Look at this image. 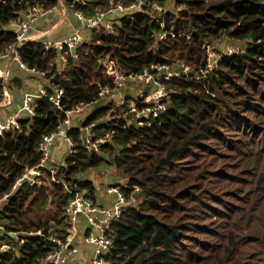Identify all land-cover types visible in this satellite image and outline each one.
Here are the masks:
<instances>
[{"label": "trees", "instance_id": "16d2710c", "mask_svg": "<svg viewBox=\"0 0 264 264\" xmlns=\"http://www.w3.org/2000/svg\"><path fill=\"white\" fill-rule=\"evenodd\" d=\"M109 1L65 0L87 16ZM147 1L163 11L153 13L150 6L117 15L116 33L89 32L78 57L68 53L64 70L61 53L41 40L18 49L30 68L46 72L49 93L64 94L59 105L37 99L35 116L22 117L0 136V199L11 194L0 211V238L11 246L0 264H43L57 247L53 223L68 230L66 207L75 192L86 190L95 201L94 182L79 175L108 164L125 177L118 186L127 198L135 188L141 196L108 228L112 264H264V0ZM58 2L0 0V57L17 42L13 23L25 11ZM224 38L245 40L246 47L211 69L205 46ZM107 63L126 75L177 65L179 75L161 78L167 109L154 118L107 102L82 127L70 129L76 147L56 174L65 184L45 170L41 184L14 190L18 178L40 163L43 137L59 131L68 111L98 102L101 88L113 85ZM182 65L192 71L183 72ZM4 89L0 77V96ZM92 123L97 137L107 136L100 154L81 144V129Z\"/></svg>", "mask_w": 264, "mask_h": 264}, {"label": "built area", "instance_id": "2783aa9c", "mask_svg": "<svg viewBox=\"0 0 264 264\" xmlns=\"http://www.w3.org/2000/svg\"><path fill=\"white\" fill-rule=\"evenodd\" d=\"M65 1L59 0L58 4L50 8L35 7L29 9L23 13L22 18L13 23L16 28L17 42L12 45L9 50L4 53L0 59L6 61H16L19 66L26 72L36 74L41 77L46 76L45 71L37 70L36 68H30L18 54V49L27 42H34L41 40L45 49L58 50L61 61V70H64L67 66V55L71 54L74 58L78 57L77 49L86 42L85 31L98 32L104 29L109 34L116 33V26L119 24L116 16L128 11L151 6V12L158 14L163 11V8L154 2L149 4L147 0H138L130 5H125L122 2H116L110 0L108 7L103 10H98L94 15L87 16L80 11H75V16L81 23V26L77 28L71 35L63 37L58 40H50L43 38L42 35L30 37V31L35 27L37 22L41 19L48 17L56 12L61 17L66 16L67 10L64 7ZM164 36H161L162 39ZM107 74L113 77L114 83L111 86L102 87L99 96L100 100L109 99L117 105H128L130 112L135 113L137 116L144 114L152 115L154 118L160 116L162 112L167 109L165 97L167 96L166 86L162 83L161 78H170L174 75H179L178 71H175L171 65H153L150 69H145L142 73L137 75H126L118 71L112 63H107ZM183 72L188 71V66H183ZM211 68L210 64L208 65ZM0 77L4 80V92L0 96V108L9 106L12 103L13 95L11 89L8 87V76L5 72L0 71ZM139 81L144 82L147 85H153L157 88L153 93L149 94L144 92L139 96H128L125 93V87L127 82ZM64 94L63 89H57L54 93H49L46 86H41L37 92H26L23 96V106L16 114L9 116L5 121L0 118V136L4 132L11 130L18 126L19 116L34 117L35 109L34 103L37 99L46 98L52 103L59 105L62 101ZM142 103L143 109H140L138 104ZM84 107V106H82ZM78 107L77 110L82 109ZM75 110L68 111V117L65 119L63 125L60 127L57 133H52L43 137V140L39 146V152L41 154L40 163L31 169H27L23 175L18 178L13 189L15 190L22 184H28L34 186L40 183L44 176L45 170H50L53 176V180L57 183H64L63 179L56 178L58 172V165H55V159L53 158V147L56 139L59 137L60 141L65 143L68 148V155L74 153L76 142L69 135V131L72 128L69 115L74 113ZM96 123L85 126L81 129L80 140L81 144L90 152L101 153V148L107 143V136H96ZM67 187V186H66ZM108 194L115 195V201L110 207H103L98 205L88 194L86 190L76 191L75 197L69 202L66 207V214L69 217V235L67 238L55 237L52 241L56 244V249L52 251L44 260L43 264H67L72 258L75 257L76 251L74 248V242L78 232V222L83 217L89 225L88 233L83 235V243L87 246L95 249L94 256L91 264H112L107 255L114 246L113 238L108 233V228L113 220L119 219L123 212L132 204L129 198L121 191L118 185L108 186L106 188ZM11 194L5 195L0 199V204H3ZM5 229L1 223L0 218V237L4 236ZM14 234V233H13ZM14 236L18 238V234ZM9 243L0 238V255L7 252L10 249Z\"/></svg>", "mask_w": 264, "mask_h": 264}, {"label": "rangeland", "instance_id": "374dc122", "mask_svg": "<svg viewBox=\"0 0 264 264\" xmlns=\"http://www.w3.org/2000/svg\"><path fill=\"white\" fill-rule=\"evenodd\" d=\"M172 6H174L173 2H170L169 8H167V9H171ZM64 7H66L67 13L69 12L68 19L60 27V29L57 32H55L54 35L49 37L50 40L60 39V38L64 37V35H67L71 31H73L75 29V27L81 26V23L78 21V19L75 16V11H72L69 8V5L66 4V2L64 4ZM56 14H58V12H56ZM58 16H60V15L58 14ZM66 16H67V14H66ZM66 16H64V17L60 16V17L65 18ZM50 22H52L51 19H48L46 22H43V24L48 27V26L52 25V24H50ZM53 23H54V20H53ZM85 36H86V38L89 36V31H85ZM205 47L207 48V51H208L209 64L211 66V69H213L218 65V62L222 57L229 56L233 53L243 51L246 47V41L245 40H236V39H231V38H224V39L216 42L213 45H206ZM173 67H174L173 69L175 71L180 70V69H177V68H179L177 65H175ZM12 69L13 70H20L17 63L13 64ZM191 71L192 70L190 68L186 72H191ZM43 78L44 77L39 76L40 80L35 79L34 81H31L34 88L38 89L41 86H44L43 85L44 84ZM23 83H24V81H23ZM17 86L20 88L19 85H17ZM126 88H128V89H126ZM156 89L157 88H155L153 86H149V85L145 84L144 82H139V81H134L132 85H126V87H125V91L130 90L136 96H139L140 94H142L144 92H148L149 94H151ZM14 90H15L14 94L16 95L18 93L17 89L14 88ZM107 102H109L108 99L99 100L96 103L86 105V106L82 107V109L77 110L74 113H72L70 115L72 127H82L84 120L89 116V114L92 113L94 110H96L102 106H105V104ZM22 106H23L22 102H16V105L14 106V108L13 107L8 108L7 110L13 111L12 114H16L18 112V110H20L22 108ZM22 117H24V114L20 115L19 119H21ZM107 119H110V117L108 116ZM58 142H60L59 137L57 138L55 145H58ZM67 156H68V148H67V145H65V147L63 149L59 150L55 154V156L53 157L55 159V162H54L55 165L60 166V162L61 163L64 162V160L66 159ZM221 162L223 163L224 161H221ZM79 177L82 179L92 180L96 186V195L102 194L104 199H106V200H112V196H113V195H109L107 193V191H105L106 188L110 184H111L110 186L118 185L121 183V180L123 181V179H125L124 176H121L119 171L117 172L115 166L112 164L102 165L98 168L89 169L86 172L80 174ZM41 182H42V180L40 181L39 184H41ZM140 200H141L140 189L135 188L131 194L130 201L132 202V204L138 205ZM108 205L109 204H106V206H108ZM2 208H3V204H0V211ZM64 225L65 224H59L58 225V224L53 223V230L54 231L58 230L57 236H59L62 239L67 238V236L69 235V227H67L68 230L66 231L67 232L66 233L65 231H63V229H66V227H64ZM203 238L207 239L208 237L204 236ZM16 239H18V238L16 237ZM86 252L88 255H91V253H92V251L89 247H86ZM91 261H92V259L91 260H85V264H91ZM75 264H77V262H75Z\"/></svg>", "mask_w": 264, "mask_h": 264}, {"label": "crops", "instance_id": "0c3cea01", "mask_svg": "<svg viewBox=\"0 0 264 264\" xmlns=\"http://www.w3.org/2000/svg\"><path fill=\"white\" fill-rule=\"evenodd\" d=\"M68 14H69V12L67 13V16L65 18H61L56 13H54V14L46 17V18H43L42 20L37 22L35 27L30 31L29 36L35 37V36L42 35L43 38L49 39V37L54 35L55 32H57L60 29V27L65 23V21L68 19ZM48 19H51L52 22H50V24H52V25L47 27L46 25L43 24V22H46ZM53 20H54V23H53ZM77 28H79V27H75V29H77ZM75 29L73 31H71L70 33H68L67 35H64V37L71 35L75 31ZM55 40H58V39H55ZM14 63H17V62L11 61V60L6 61L3 59H0V71H2V73L5 72L7 74L8 83L11 85L10 89H11V92L13 95L12 103L9 106L0 108V118L4 121L9 116L13 115L12 114L13 111L7 110L8 108H12V107L14 108V106L16 105V102H23V96L26 92H37V90L39 89V88L38 89L34 88V86L31 83V81H34L35 79L40 80L39 76L36 74H31V73L24 71L19 66L18 63H17V65L19 66L20 70H13L12 67H13ZM23 81H24V83H23ZM17 85H19L20 88ZM14 88L17 89V92H18L16 95L14 94V91H15ZM65 145L66 144L61 142V141L58 142V145H54L53 156H55V154L59 150L63 149L65 147ZM109 195H113V194H109ZM114 201H115V195L112 196V200L104 199L102 194L95 195V202L98 205L103 206V207L112 206ZM106 204H109V205L106 206ZM86 224L87 223L85 221H83L81 223L79 220V222H78L77 238L74 242V248H75L76 254H75V257L72 258L67 264H75V262H77V264H85V260H91L94 256L95 249L93 247L85 245L83 243V240H82L83 235L86 234L89 230V226L86 230H84ZM80 230H82V231L80 232ZM86 247H89L91 249V251H92L91 255L87 254Z\"/></svg>", "mask_w": 264, "mask_h": 264}]
</instances>
